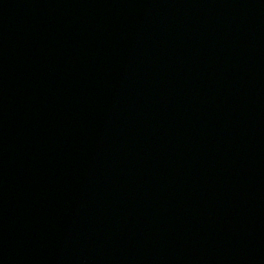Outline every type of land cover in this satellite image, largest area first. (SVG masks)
Listing matches in <instances>:
<instances>
[{
	"label": "water",
	"instance_id": "1",
	"mask_svg": "<svg viewBox=\"0 0 264 264\" xmlns=\"http://www.w3.org/2000/svg\"><path fill=\"white\" fill-rule=\"evenodd\" d=\"M0 264H264V0H0Z\"/></svg>",
	"mask_w": 264,
	"mask_h": 264
}]
</instances>
